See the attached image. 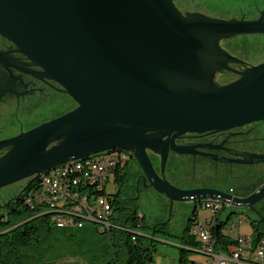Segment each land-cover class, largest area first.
Segmentation results:
<instances>
[{
	"label": "water",
	"instance_id": "95a60500",
	"mask_svg": "<svg viewBox=\"0 0 264 264\" xmlns=\"http://www.w3.org/2000/svg\"><path fill=\"white\" fill-rule=\"evenodd\" d=\"M263 31L260 21L183 15L172 0H0V35L76 103L0 140L10 146L0 156V188L27 179L24 191L59 164L125 149L143 186L168 199L169 216L174 202L216 195L256 212L264 183L239 197L178 188L164 171L169 149L188 153L175 137L264 120V60L236 70L229 63L242 61L220 44ZM148 150L160 156L159 174Z\"/></svg>",
	"mask_w": 264,
	"mask_h": 264
},
{
	"label": "flooded vegetation",
	"instance_id": "af4514ba",
	"mask_svg": "<svg viewBox=\"0 0 264 264\" xmlns=\"http://www.w3.org/2000/svg\"><path fill=\"white\" fill-rule=\"evenodd\" d=\"M172 1L183 15L197 13L217 19L264 23V0ZM245 40L255 43L247 54L258 53V56H261L260 60L245 59L237 44V48L235 45L231 46L234 41ZM261 40H264V31L234 35L221 40V46L230 55L242 61L229 63V66L241 70L248 65L263 61L264 42ZM228 43L229 46H227ZM0 53L2 54L0 59V140L27 131L76 106L71 97L55 81L34 75L37 71H41L39 67L34 66L27 57L17 51L9 40L1 35ZM54 108H56L55 113L51 114ZM41 114L50 117L38 120L31 125L32 121L28 117ZM169 138L164 137V140H168V145H170ZM173 143L188 150V153L168 150L165 178L178 188L216 189L229 195L243 197L252 194L264 183V159L259 158V156H264V120L222 131L184 133L175 137ZM9 148L10 146L0 147V156ZM147 153L155 171L159 174L160 156L151 150ZM128 168L131 169V175L128 177L123 193L127 201L137 202L151 190L154 191L155 197L164 198L168 203V199L152 187L143 186V172L132 154ZM26 183L27 179L0 188V217L8 216L13 209L20 207L19 198L23 194V187ZM14 185L18 187L16 191L6 193V195L2 194L3 190ZM207 198L212 197L189 200L193 203L190 212L180 207L182 202H174L179 204L176 210L183 219L182 226L192 222L190 221L192 211L198 215V204L202 199ZM233 205L238 204L231 202L229 205L223 204L215 215Z\"/></svg>",
	"mask_w": 264,
	"mask_h": 264
},
{
	"label": "trees",
	"instance_id": "16d2710c",
	"mask_svg": "<svg viewBox=\"0 0 264 264\" xmlns=\"http://www.w3.org/2000/svg\"><path fill=\"white\" fill-rule=\"evenodd\" d=\"M124 171L118 166L111 168L113 185L117 188L115 193L103 190H92V198L105 196L111 205L113 213L110 220L113 227L108 231H101L95 222H89L81 228H74L75 232L65 231L69 228H58L54 219L59 210L49 209L39 202H27L29 191L39 186L35 181L23 191L19 198V208L4 217H0V264H59L66 256L80 259L77 264H154L153 253L156 243L162 242L155 233L170 234L165 219L156 218L147 222L145 215L134 208L127 207V200L123 193L128 180V154ZM114 187V188H115ZM257 217L250 220L252 233L248 236L254 243L264 238V198L255 206ZM225 209V207H224ZM190 221L182 226V234L176 244H170L178 250V264H203L190 258L192 253L202 255V244L190 234L192 226L200 220L192 211ZM210 218L206 217L204 220ZM211 227L213 249L229 254L238 246V239L224 232L225 222L213 217ZM117 226V227H116ZM104 236V247L88 242L87 238L93 233ZM63 247H71V254L62 251Z\"/></svg>",
	"mask_w": 264,
	"mask_h": 264
},
{
	"label": "built area",
	"instance_id": "2783aa9c",
	"mask_svg": "<svg viewBox=\"0 0 264 264\" xmlns=\"http://www.w3.org/2000/svg\"><path fill=\"white\" fill-rule=\"evenodd\" d=\"M128 154H131L128 150L113 149L59 164L39 175L36 180L39 186L27 192L26 200L59 210L54 219L58 228H81L86 223L95 222L99 230L108 231L114 226L110 220L111 205L105 196L92 198L90 192L94 189L107 191L113 184L111 168L118 166L124 171ZM223 204L229 205L230 202L220 196L202 199L198 207L210 211V218L196 221L190 231L202 244L208 257L207 264H264V238L254 243L248 235L240 237L238 246L229 254L213 249L212 217Z\"/></svg>",
	"mask_w": 264,
	"mask_h": 264
},
{
	"label": "rangeland",
	"instance_id": "374dc122",
	"mask_svg": "<svg viewBox=\"0 0 264 264\" xmlns=\"http://www.w3.org/2000/svg\"><path fill=\"white\" fill-rule=\"evenodd\" d=\"M264 42V40H261ZM238 45V48L240 49V53L243 55L245 59H252V60H260L261 56H258V53L253 55L247 54L248 50L251 48L252 45H255V43H251L247 40L245 41H234L231 46L235 47ZM227 45V44H226ZM229 46V43L228 45ZM237 48V47H236ZM256 50V49H255ZM230 79L229 76L224 75L223 80ZM73 106V105H72ZM56 108L53 109V112L51 114L55 113ZM50 116H29V120L32 121V124H35L36 121L42 120L45 118H49ZM37 118V119H36ZM128 176L131 175V169L128 168ZM111 180L113 178L111 177ZM170 181L169 179H167ZM112 184L107 188V191L110 193H115L117 191V188ZM18 187L16 185L6 188L2 191L3 195H6V193H13L16 191ZM157 195V194H156ZM160 198V197H158ZM157 196L155 197L154 191H149L148 194L142 196L137 202H129L127 201L128 208H134L137 212H141L145 215V219L147 222L154 221L156 218H163L166 221L168 219V226L167 229L169 230L170 234L167 235H161L160 233H155L157 237H159L162 242L156 243V250L153 253V260L154 264H178V250L174 247L169 245L170 244H176L179 241V237L182 234V218L178 214V211L176 210V207L179 204L174 203L172 207L171 214L169 216L168 212V203L166 199H158ZM180 207L183 209L188 210L189 212L193 208V203L191 201H186L180 203ZM176 210V211H175ZM211 215L210 211H207L205 209H198V218L200 220H203L206 217H209ZM169 216V218H168ZM257 217V214L249 209H247L245 206L241 205H233L229 208L225 209L224 211H221L218 214V220L220 222H225V228L224 232L228 234L231 237H237L239 235L246 236L252 233V227L250 225V220L255 219ZM74 228H69V230L65 231H71L75 232L76 230H73ZM94 243V245H99L101 247H104V243L106 242L104 239V236L99 235L97 233L91 234L90 237L87 238V242ZM89 246V243L87 244ZM71 247H63L62 251L71 254L70 251ZM190 258L194 261H202L203 264H207L205 258L198 254V253H192L190 255ZM80 259H77L75 257H69L66 256L63 261L59 262V264H77L81 263Z\"/></svg>",
	"mask_w": 264,
	"mask_h": 264
}]
</instances>
